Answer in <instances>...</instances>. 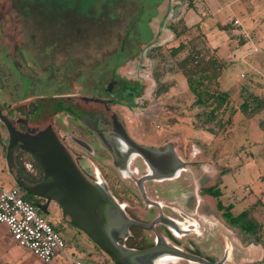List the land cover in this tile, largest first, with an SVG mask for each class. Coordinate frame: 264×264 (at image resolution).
I'll use <instances>...</instances> for the list:
<instances>
[{"label": "rangeland", "instance_id": "rangeland-1", "mask_svg": "<svg viewBox=\"0 0 264 264\" xmlns=\"http://www.w3.org/2000/svg\"><path fill=\"white\" fill-rule=\"evenodd\" d=\"M25 1L46 13L77 19L70 32L63 31L66 25H42L39 17L27 12ZM190 4V0H0V18L8 25L6 30L13 29V42L24 45L28 56L44 68L69 59L88 66L111 55L133 19L137 20L132 35L136 58L118 72L122 76L137 72L151 85L137 103L134 122L129 121L131 130L152 143L172 142L181 158L196 161L180 178L168 181L169 192L181 189L187 195L200 194L217 183L222 202L232 204L235 215L246 210L264 226V0H192L194 6ZM236 18L240 25L235 24ZM51 39L60 45L42 53ZM181 42L185 49L173 56L171 48ZM127 44L132 45V40ZM142 49L145 58L139 63ZM194 51L205 61L216 59L223 66L211 88L227 91L230 99L214 120L208 118L211 107L194 105L196 96L179 65ZM2 137L6 139L7 133L0 121V187H14ZM216 201L207 198L203 209L214 215L211 219L217 225L203 226L213 228L212 233L224 228L230 238L247 246L248 258L262 259L259 264H264V227L256 236L230 224ZM50 209L48 218L63 232L61 209L57 204ZM68 230L63 232L65 249L49 264H114L84 232L72 226ZM0 240L6 264H44L13 242L1 223Z\"/></svg>", "mask_w": 264, "mask_h": 264}, {"label": "flooded vegetation", "instance_id": "flooded-vegetation-1", "mask_svg": "<svg viewBox=\"0 0 264 264\" xmlns=\"http://www.w3.org/2000/svg\"><path fill=\"white\" fill-rule=\"evenodd\" d=\"M22 4L28 13L39 17L42 25H66L63 31H71L76 17L67 18L62 13L51 11L46 13L26 1ZM136 21L133 19L122 37L120 47L111 55L88 66L69 59L63 65L49 64L44 68L38 59L28 56L24 45L13 42V29L7 27L6 30L5 26L8 25L0 18V121L7 133L6 139L1 138L7 153L11 131L5 119L11 123L16 135L23 137L53 131L87 177L92 182L107 185L129 219L144 224L130 225L126 236L118 239L121 245L141 250L160 246L165 252L164 256H174L181 250L220 264H259L262 259L247 257V246L242 240L236 242L224 228L212 233L213 228L203 226L204 223L217 225L211 219L214 215L203 209L206 199L215 196L203 190L200 194L195 191L193 195H187L181 189H171L169 192L168 181L180 178L196 161L183 159L185 166L175 178L147 179L151 175L148 164L135 154L127 142L121 124L131 138L142 146L161 150L168 144L174 147L172 142L156 144L146 141L135 136L131 130L130 122H134L137 103L151 85L150 81L147 85L137 72L134 76H122L118 72L120 66L136 58V46L132 39ZM130 39L132 45L127 44ZM50 42L49 46L43 47L42 53H46L51 46L60 45L57 39ZM143 50L139 63L145 58ZM18 137L14 146L15 166L10 169L7 161V173L13 185L28 196L29 193L17 184V180L35 184L43 179L44 172L39 160L27 149V142ZM32 201L36 205L45 202L34 195ZM54 204L57 203L50 202L49 214ZM221 211L224 216V210ZM62 221L64 233L69 232L68 226L81 231L63 215ZM168 264L203 263L181 258Z\"/></svg>", "mask_w": 264, "mask_h": 264}, {"label": "water", "instance_id": "water-1", "mask_svg": "<svg viewBox=\"0 0 264 264\" xmlns=\"http://www.w3.org/2000/svg\"><path fill=\"white\" fill-rule=\"evenodd\" d=\"M170 1L172 0H168L169 3ZM168 9L170 10V4ZM164 23L165 18L162 26ZM150 47L152 45L147 46ZM5 121L11 131L7 153L9 168L15 166L14 146L16 136H19L18 138L27 142V149L39 160L44 172L43 179L35 184L23 180H17V184L28 193L45 200L44 203L37 204L45 214H49L50 202H56L61 207L63 217L93 240L114 264H168L181 258L194 263L220 264L181 250L174 256H164L165 252L160 246L141 250L121 245L118 239L126 236L130 225L144 224L129 219L107 185L92 182L87 177L55 132L47 130L31 137H23L16 135L11 123L6 119ZM121 130L135 154L144 158L148 164L151 175L147 179L175 178L182 172L185 162L171 144L166 145L164 150L142 146L131 138L123 124Z\"/></svg>", "mask_w": 264, "mask_h": 264}, {"label": "built area", "instance_id": "built-area-1", "mask_svg": "<svg viewBox=\"0 0 264 264\" xmlns=\"http://www.w3.org/2000/svg\"><path fill=\"white\" fill-rule=\"evenodd\" d=\"M240 25L239 19L234 20ZM0 222L18 246L49 264L66 247V239L36 204L25 199L18 186L0 187ZM79 264V262H78Z\"/></svg>", "mask_w": 264, "mask_h": 264}, {"label": "trees", "instance_id": "trees-1", "mask_svg": "<svg viewBox=\"0 0 264 264\" xmlns=\"http://www.w3.org/2000/svg\"><path fill=\"white\" fill-rule=\"evenodd\" d=\"M190 6L192 5V0ZM174 30V29H173ZM246 42L244 41L243 44ZM186 47L184 42H181L178 46L171 48V54L177 56ZM179 65L182 68L184 75L189 86V89L195 94L196 99L194 105L211 107L208 112L209 119H216L218 110L225 104H228L230 99V94L227 91L213 90L211 87L215 80H218L221 75V70L223 69L222 64L218 60H208L205 61L199 51H194L189 53L185 58H183ZM245 108L248 105L244 104ZM204 193L211 194L218 198L217 206L219 209L224 210V216L233 225H239L247 233L260 236V232L264 227L256 219L252 218L249 213L245 210L235 215L233 210V205H224L220 199L222 195V190L219 185H214L203 190ZM25 199L32 201L33 195L29 193L28 196H24ZM35 204V203H34ZM55 228L60 231V229L54 225Z\"/></svg>", "mask_w": 264, "mask_h": 264}, {"label": "crops", "instance_id": "crops-1", "mask_svg": "<svg viewBox=\"0 0 264 264\" xmlns=\"http://www.w3.org/2000/svg\"><path fill=\"white\" fill-rule=\"evenodd\" d=\"M1 167V165H0ZM1 169V168H0ZM1 223V222H0ZM1 224H5V223H1ZM6 225V224H5ZM7 226V225H6ZM8 228V227H7ZM9 232V231H8ZM1 241V240H0ZM6 243L8 244L9 242L6 241ZM8 263V259L6 257V255H4V251H2L1 246H0V264H6Z\"/></svg>", "mask_w": 264, "mask_h": 264}, {"label": "bare ground", "instance_id": "bare-ground-1", "mask_svg": "<svg viewBox=\"0 0 264 264\" xmlns=\"http://www.w3.org/2000/svg\"><path fill=\"white\" fill-rule=\"evenodd\" d=\"M174 261H177L176 259Z\"/></svg>", "mask_w": 264, "mask_h": 264}]
</instances>
